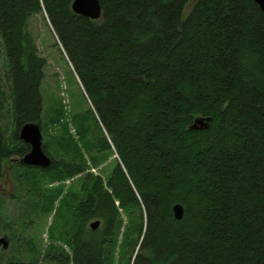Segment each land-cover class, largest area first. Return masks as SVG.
Instances as JSON below:
<instances>
[{"label":"trees","instance_id":"16d2710c","mask_svg":"<svg viewBox=\"0 0 264 264\" xmlns=\"http://www.w3.org/2000/svg\"><path fill=\"white\" fill-rule=\"evenodd\" d=\"M73 1L0 0V178L9 165L21 168L33 189L44 178L85 175L71 221L51 228V239L70 252L51 244L44 257L115 264L126 218L131 236L120 244L122 264H264L259 5L99 0L102 15L94 20L76 14ZM36 13L46 15L90 105L95 152L116 156L106 179L74 156L53 158L45 144L48 168L12 159L30 150L19 138L21 126L42 122L46 60L26 30ZM199 116L210 117L208 127L190 129Z\"/></svg>","mask_w":264,"mask_h":264},{"label":"rangeland","instance_id":"374dc122","mask_svg":"<svg viewBox=\"0 0 264 264\" xmlns=\"http://www.w3.org/2000/svg\"><path fill=\"white\" fill-rule=\"evenodd\" d=\"M26 30L33 38L38 54L46 60L41 84L42 122L38 123L43 144L47 145L53 158H59L63 153L74 156L77 161L85 162L87 171L106 179L116 156L110 152H95L98 129L88 112L90 105L46 15L33 14ZM18 158H12L14 163ZM9 168L0 178V185H3V193L0 192V236L9 239L8 247L0 248V264H56L44 257L51 244L62 246L67 252L70 248L58 239H51V228L60 219L66 223L71 221L73 211L70 207L84 196L85 175L68 179L44 178L37 181L38 188L33 189L19 176L23 171L21 168L10 165ZM40 194L45 195L42 202L37 199ZM131 224L125 218L115 264L123 262L126 252L120 244L124 234L131 236ZM58 230L59 226L54 235Z\"/></svg>","mask_w":264,"mask_h":264},{"label":"water","instance_id":"95a60500","mask_svg":"<svg viewBox=\"0 0 264 264\" xmlns=\"http://www.w3.org/2000/svg\"><path fill=\"white\" fill-rule=\"evenodd\" d=\"M261 10L264 12V0H255ZM73 11L81 16L90 19H99L102 15V7L99 0H74L72 4ZM210 117H196L190 129H205L208 127ZM19 138L29 144L30 150L23 157L16 159V162H22L26 165L48 168L51 163V157L44 151L43 135L40 124L37 122H28L21 126L19 130ZM174 215L177 219L183 217L184 209L179 203L173 207ZM100 224L99 220H95L90 224L92 228H97ZM0 245L6 249L9 245L7 236L0 237Z\"/></svg>","mask_w":264,"mask_h":264},{"label":"flooded vegetation","instance_id":"af4514ba","mask_svg":"<svg viewBox=\"0 0 264 264\" xmlns=\"http://www.w3.org/2000/svg\"><path fill=\"white\" fill-rule=\"evenodd\" d=\"M2 189H3V185H0V192L2 191ZM2 193H3V191H2ZM0 237H2V236H0ZM2 247V245H0V248ZM3 248V247H2Z\"/></svg>","mask_w":264,"mask_h":264}]
</instances>
